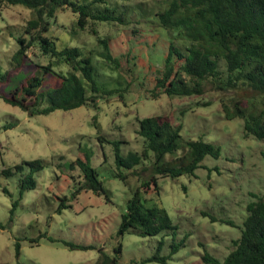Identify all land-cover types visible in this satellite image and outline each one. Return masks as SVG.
Segmentation results:
<instances>
[{"label":"rangeland","instance_id":"1","mask_svg":"<svg viewBox=\"0 0 264 264\" xmlns=\"http://www.w3.org/2000/svg\"><path fill=\"white\" fill-rule=\"evenodd\" d=\"M107 3L119 11L125 9L124 13L130 18L124 24L96 23L98 34L109 37L123 69L118 71L99 55L102 46L96 34L88 26H79L78 13L70 7L57 9L55 16L50 18L46 34L53 37L58 48L78 46L83 54L90 55L94 75L104 87H120L123 81H130L129 90L122 98L114 93L107 99H99L95 105L82 104L29 115L0 96V170L22 159H45L44 167L35 173V187L25 189L21 197L18 174H0V264H100L102 259L112 260L116 254L118 264H210L201 257L202 253L206 250L222 258L231 248L233 238L240 233L238 225L246 215V204L257 198L264 200V140L245 136L242 119L227 118L222 107L225 102L232 108V99L243 97L253 102L251 109L258 110L264 95L239 85L227 90L207 87L201 94L147 96L151 83L144 78L141 82L139 75L147 71L154 74L153 70H148V64L160 63L166 46L164 40L170 37L155 17V10L163 7L165 0H107ZM32 16L33 10L24 4L0 1L1 94L9 93L27 77L36 74L43 78L40 89L52 88L59 81L56 73L67 74L71 69L65 61L43 54L34 46L16 66L12 57L18 47L16 36L24 32V24ZM174 41L182 47L186 43L179 38ZM138 45H141L138 51L130 52V55L137 53L131 59L136 62L133 66L123 53ZM48 62L54 72H44L43 65ZM129 65L133 71L127 69ZM149 114H168L173 123L181 125L178 148L164 154V159L174 153L180 156L185 151L183 143L187 138L201 137L221 147L218 157L206 155L202 159L204 165L195 170V176H160L157 180L159 194L155 191L146 194L148 203L155 201L165 207L176 225L175 239L184 240V245L166 263L142 262V259L158 246L161 253H167L172 234L128 232L122 237L117 235L126 200L138 186L139 179L132 174L125 179L116 175L113 145L99 137L121 140L122 154L139 151L143 138L135 132L136 117ZM9 121L15 124L3 127ZM84 152L88 153L90 163L103 181L109 200L103 194L85 189L73 196L77 184L64 162ZM150 157L153 158L152 151ZM150 157L143 161L148 163ZM209 167L214 168L209 170ZM121 170L128 172L125 168ZM4 186L9 193L3 190ZM63 196L68 198L70 206L59 209ZM16 199L18 203L10 218L12 202ZM220 218L233 223L222 222ZM48 236L93 246L69 248L60 240H49ZM32 238L38 241H31ZM17 240L20 244L18 254ZM160 240H163L161 244ZM118 241L122 248L116 253L114 246Z\"/></svg>","mask_w":264,"mask_h":264},{"label":"trees","instance_id":"2","mask_svg":"<svg viewBox=\"0 0 264 264\" xmlns=\"http://www.w3.org/2000/svg\"><path fill=\"white\" fill-rule=\"evenodd\" d=\"M5 4L21 3L33 10V16L24 24V32L16 36L18 47L12 54L16 66L21 63L27 50L34 46L41 53L55 57L58 61H65L70 70L67 74L57 72L59 81L52 88L40 89L42 76L31 75L26 81L17 85L9 93H0V96L11 104L18 105L29 115L42 114L54 109H70L82 104L95 105L101 98L107 99L110 95L118 93L119 97L129 90L130 81L124 82L120 87H104L94 75V66L90 55L83 54L78 46L66 45L58 48L53 37L46 34L50 18L55 16L57 9L70 7L78 13L77 23L80 27L88 26L96 34V40L102 49L99 55L118 71L121 67L120 59L111 47L109 37L98 34L96 23L108 21L124 24L129 21L124 11L108 5L107 0H89L82 3L76 0H0ZM157 23L169 33L165 39L166 46L160 57L159 64L149 63L150 75L145 72L139 75L141 82L149 80L151 85L147 88V96L157 98L161 94L192 95L201 94L208 88L227 90L239 85L249 87L253 91L264 95V0H165L163 7L155 10ZM111 38V37H110ZM174 38L184 40L185 45L178 46ZM141 45L128 48L123 55L126 61H131L134 53ZM44 72L52 69L51 62L43 65ZM129 65L127 69L132 70ZM5 77V74H2ZM248 102V103H247ZM258 110L251 109V102L243 97L232 99L233 107L225 102L222 107L227 118L239 117L242 119V132L245 136H254L264 140V99L261 100ZM135 132L143 138L142 148L130 150L126 154L120 151L121 140H109L99 135L101 140L109 141L113 145L115 165L118 168L116 175L125 179L129 174L137 175L138 186L126 200L125 208L117 228V235L133 232L139 235L172 234L169 241V251L160 252V246L142 262L156 260L162 263L171 257L181 246L184 240L174 237L176 225L169 213L158 202L148 203L146 194L155 191L159 194L157 180L160 176L177 177L181 174L195 176V170L202 167V159L206 155L218 157L221 153L219 143L199 138L185 139V151L180 156L172 154L164 159V154L173 153L178 148L180 139V124L172 122L168 114H149L137 116ZM15 124L9 121L3 127ZM153 152V158L150 157ZM150 157L148 163L143 160ZM145 163V164H144ZM45 159L35 157L22 159L0 170V174L9 176L17 173L19 183V197L23 191L36 185L35 173L42 169ZM70 175L76 182L73 196L79 191L91 190L106 200L109 195L99 178L96 168L90 163L89 155H79L75 159L64 162ZM62 165V162H59ZM121 168L128 169L124 173ZM214 167H209L211 170ZM77 171V173H73ZM3 190L9 193L6 186ZM18 199L13 200L10 209V218ZM70 206L66 196L61 197L58 208ZM246 215L239 226L240 233L232 240V246L218 258L208 251L201 257L210 264H264V200L257 198L246 204ZM202 213L208 214L206 211ZM212 220H216L210 215ZM222 222L233 223L230 219ZM51 241L60 242L69 248H90V243H78L65 239L47 237ZM31 241H38L32 238ZM163 240H160L161 244ZM16 253H19L20 244L15 242ZM122 248L121 241L114 246L119 253ZM118 255L112 260L102 259L100 264H118Z\"/></svg>","mask_w":264,"mask_h":264}]
</instances>
